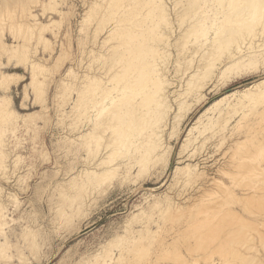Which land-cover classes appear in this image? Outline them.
Wrapping results in <instances>:
<instances>
[{
	"label": "rangeland",
	"instance_id": "374dc122",
	"mask_svg": "<svg viewBox=\"0 0 264 264\" xmlns=\"http://www.w3.org/2000/svg\"><path fill=\"white\" fill-rule=\"evenodd\" d=\"M44 1L0 0V63L12 71L7 65L16 59L17 65L26 69L19 81L22 83L20 109L13 104L11 87L15 84L0 83V96L10 101L8 109L0 108V197L12 192L16 201L19 200L17 204L10 199L5 201L8 217L5 233L10 243L0 255V264H91L92 257L103 252L108 241L117 235L123 237L119 242L112 241L110 253L117 256L119 249L129 245L130 249L124 250L122 260L114 264H211L212 260L233 264L236 249L242 251L246 246L256 247L262 255L264 103L247 106L246 114L241 111L231 114L226 137L221 142L210 132L198 133L203 130L206 122L203 120L192 130L191 142L184 146L182 143L189 127L208 104L226 93L236 91L238 94L244 86L264 75V65H234L220 77L213 76L203 88L201 101L187 102L184 109L187 114L177 132L164 133L168 149L158 162H146L142 170L135 166L127 174L117 169L102 180L87 178L89 185L84 188L73 186L75 180H81L78 176L73 178L75 173L91 162L88 148L73 138L71 102L76 96L75 87L83 85L74 82L85 80L91 72H102L112 62H117L118 56L114 58V55L119 47L106 51L96 41L115 23L124 2L97 0L102 6L100 10L96 6L99 12L91 16V20L87 13L94 15L96 11L89 8L93 0L51 1L52 5L56 2V8L50 0V5ZM107 1L109 6L113 5L110 6L113 17L107 16L109 20L104 22V29L100 24L99 33L94 34L102 13L110 11H106ZM175 2L165 0L172 14ZM116 3L120 8L113 9ZM144 5L139 9L147 13ZM49 18L58 21H53L48 30L40 33L44 29L41 22ZM177 23L174 19V29ZM139 24L146 25L143 20H139ZM6 32L12 36V41L4 39ZM175 41H171L172 56L178 49L173 45ZM17 42L21 48L13 55L11 46ZM112 42L117 44L115 38ZM152 43H156V39ZM189 45L190 42L183 45L181 53L186 55ZM59 51L60 63L55 62ZM103 51V56L109 51L113 56L102 61L104 57L98 54ZM2 55H6L7 62L2 61ZM198 58L195 54L188 65L195 64ZM34 60L40 61L42 69L32 88L23 84L31 81L36 66L30 62ZM173 80L174 87L179 82L174 77ZM85 97L81 98L82 102ZM233 102V97L229 96L222 106ZM84 123L83 117L81 125ZM203 136H207L206 140L196 147L195 138L203 140ZM115 160L118 161L116 157ZM188 162L196 163L201 173L196 179L184 182L183 175L175 174L174 170L177 165ZM202 188L205 190L199 192ZM155 199H159L156 206ZM173 201L179 202L178 209L169 206ZM232 209L240 212L245 222L230 215ZM133 236L137 239L132 244L129 241Z\"/></svg>",
	"mask_w": 264,
	"mask_h": 264
},
{
	"label": "bare ground",
	"instance_id": "6f19581e",
	"mask_svg": "<svg viewBox=\"0 0 264 264\" xmlns=\"http://www.w3.org/2000/svg\"><path fill=\"white\" fill-rule=\"evenodd\" d=\"M46 1V3L49 2V0ZM51 1L53 2V0H50V4ZM129 1L119 0V3L124 2V5L119 10L115 23L105 30L102 39L99 38L96 41L98 44L101 43V47L106 51L113 46L119 47L117 54L114 52L116 54L114 58L118 56L117 62L114 64L112 62L106 69L100 71L101 73H97L95 70L96 72H91L87 79L85 76V80L82 78L74 82L76 85L79 82L83 85H75L76 98H72L71 102L72 119L74 118L72 120L73 138L74 141L83 143L88 148L86 150L90 152L91 162L86 163L83 168L75 173L73 178L78 176L81 180H75L73 186L84 188V186L89 185V182L86 181L87 178L93 177L102 180L109 174L115 173L117 169H122L127 174L135 166L142 170V166L144 167L146 162L147 164L151 161L158 162L168 149V144L164 140V133L177 132L180 122L187 114V111H184L187 102L201 101L203 88L213 76L220 77L225 74L226 69L234 65H264V0H176L173 6L174 14L168 11L165 0H131L132 3ZM44 2L43 0L42 3ZM54 3L56 2L54 1ZM54 3L51 5L56 8ZM108 3L109 1H107L108 9L106 8V11L110 9V6H113L111 4L109 6ZM111 3L113 4V2ZM119 3H116V6L112 8H120ZM143 4L147 8L145 10L147 13L139 9V6L141 7ZM52 6H48V8H52ZM96 6L100 10L102 5L97 0H93L89 8L94 11ZM179 8L180 11H177ZM110 11L107 12L108 14L102 13L101 19L99 18L93 29L94 34H97V30H100L101 27L104 29V22L109 20L107 16L114 13L113 10V12ZM94 12V15L87 13L90 16L89 19L91 16L97 15L99 11ZM174 19L178 22L176 29L173 27ZM55 20L57 19L49 18L45 22H41L44 29L40 33H43V30L46 31L47 27ZM139 20H143L146 25L139 24ZM100 24H102L101 27ZM38 35L41 36V34ZM173 35L174 39H171ZM94 37L92 38L96 39V35ZM114 38L117 40V44L112 42ZM155 39L156 43L153 44L152 41ZM172 40H176L173 45L178 48L174 56H172L173 53L170 48ZM187 42H190L189 52L187 50L188 53L185 55L181 52L182 46ZM147 43L149 44L147 45ZM20 48V42L12 45L11 52L13 55H16ZM103 53L104 51L98 55L103 56ZM195 54L199 57L196 63L188 65ZM112 56L113 53L109 51L107 56H103L102 61L105 57L110 58ZM55 57V62L60 63L61 52ZM97 57L99 58V56H95V58ZM47 58L45 57V59ZM30 63L36 68L32 71L31 81H26L23 85H30L33 88L37 80L36 76L42 68L39 66L40 61L34 60ZM66 74L68 73L66 72ZM173 77L179 82L174 87ZM22 78L21 73L14 70L8 71L0 63V83L7 86L11 83L16 85ZM68 82H65V87H67ZM84 96L86 97L82 102L81 98ZM229 96L233 97L234 102L232 104L226 103L228 104L226 107L222 106V102ZM9 102V99L4 98V95L0 96V108L6 107L8 109ZM260 103H264V75L244 86L238 94L236 91H232L208 104L189 127L182 146L191 142L192 130L198 128L203 120H206L203 124V130H199L198 133L207 134L210 132L218 137V141H223L227 134V123L230 115L240 111V113L246 114L249 109L247 106L253 107ZM11 111L9 110L8 113L14 115V109ZM15 115L17 114L15 113ZM18 115L20 116V114ZM24 115L22 114V116ZM24 117L22 118L25 119ZM83 117L84 128L81 125ZM74 123L78 124L74 125ZM206 137L203 136V140L195 138L194 145L197 147L206 140ZM80 143L79 145H82ZM78 148L77 145V151ZM115 157L118 159L117 162ZM113 158L114 163L112 162ZM110 161L111 164H109ZM177 166L179 167L174 172L183 175L184 182L196 179L201 173L196 163L188 162ZM125 173L121 172V174ZM202 190L205 189L202 188L199 192ZM261 198L263 200L261 202L264 203L263 193ZM9 199L15 202V194L7 192L3 197H0V233L3 232L1 234L4 235L3 237L0 236V255L5 253L10 243L7 233H5L8 223L5 201ZM158 203L159 199H155L154 205L156 206ZM177 203L176 201L170 202L169 206L178 209ZM259 211L261 212V210ZM230 215L242 219L241 222L243 223V215L237 210L232 209ZM239 230L242 228L240 227ZM122 237V235H117L115 239L109 240L108 247L92 257L93 262L91 264L120 262L123 251H128L130 245L128 244V248L121 245L123 250L119 249L120 253L117 256L112 255L109 250L112 247V241L119 242ZM136 239V236H133L128 241L133 244L132 241ZM243 249L242 251L239 248L236 249L237 255L234 254L236 257L234 256L235 262L233 264H264V253L259 255L256 247L247 248L246 246ZM219 262L217 260L216 263L212 260L211 264H218Z\"/></svg>",
	"mask_w": 264,
	"mask_h": 264
},
{
	"label": "crops",
	"instance_id": "0c3cea01",
	"mask_svg": "<svg viewBox=\"0 0 264 264\" xmlns=\"http://www.w3.org/2000/svg\"><path fill=\"white\" fill-rule=\"evenodd\" d=\"M4 39H6L7 41H12L13 38L12 36L6 32ZM2 61H6L7 62V57L6 55H2ZM10 70H14V71H18L19 73H26V69L23 65H20L16 63V59H13L9 65H7ZM21 85L22 83H19L18 85H12L11 87V92H12V97H13V104L14 107L17 109H20L21 107V103H22V89H21ZM27 103V101H25Z\"/></svg>",
	"mask_w": 264,
	"mask_h": 264
}]
</instances>
